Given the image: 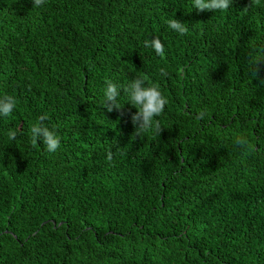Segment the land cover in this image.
Returning a JSON list of instances; mask_svg holds the SVG:
<instances>
[{
  "label": "trees",
  "instance_id": "16d2710c",
  "mask_svg": "<svg viewBox=\"0 0 264 264\" xmlns=\"http://www.w3.org/2000/svg\"><path fill=\"white\" fill-rule=\"evenodd\" d=\"M249 4L0 0V96L17 100L0 116V264H264V0ZM141 75L168 103L136 136L127 95L103 101ZM45 114L54 153L30 139Z\"/></svg>",
  "mask_w": 264,
  "mask_h": 264
},
{
  "label": "clouds",
  "instance_id": "9594fccd",
  "mask_svg": "<svg viewBox=\"0 0 264 264\" xmlns=\"http://www.w3.org/2000/svg\"><path fill=\"white\" fill-rule=\"evenodd\" d=\"M45 0H33V7L41 6ZM233 3V0H193V7L199 11L204 10H217L225 11ZM258 3V0H250L249 7ZM169 28L176 31L180 35L188 33V28L185 23L178 19L172 18L166 21ZM144 46L154 49L155 53L159 56H164V45L161 39L156 36L153 39L145 40ZM260 54L256 57L251 56V64L258 65L260 61H264V49L256 50ZM160 73L163 76L167 75V72L161 68ZM255 74V73H254ZM107 87L104 90L103 108L108 112L115 109H120L122 105L118 103V98L121 95V90L128 97L130 102L137 111L132 113L131 121L134 125V131L136 136H140L141 132H145L148 129L154 128L160 133L161 125L159 120L155 117L160 116L168 103L166 97L160 91L159 86L156 84H147L145 78L141 75L135 78L127 86L122 88L111 81H107ZM17 100L14 96L5 93L0 96V116H9L16 108ZM201 113L197 118H202ZM48 119L47 115L38 117V123L33 124L30 128V139L33 145L38 142L43 143L46 151L56 152L60 147V138L56 133L44 124V121ZM18 135L17 130H9L7 133L9 140H16ZM236 147L244 150V154L247 155L254 150L248 140L245 137H237L234 141ZM106 159L111 161L113 159V153L109 151Z\"/></svg>",
  "mask_w": 264,
  "mask_h": 264
}]
</instances>
